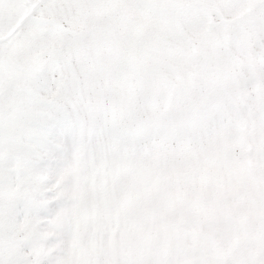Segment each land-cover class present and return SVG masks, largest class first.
I'll list each match as a JSON object with an SVG mask.
<instances>
[{
    "label": "snow or ice",
    "instance_id": "obj_1",
    "mask_svg": "<svg viewBox=\"0 0 264 264\" xmlns=\"http://www.w3.org/2000/svg\"><path fill=\"white\" fill-rule=\"evenodd\" d=\"M0 264H264V0H0Z\"/></svg>",
    "mask_w": 264,
    "mask_h": 264
}]
</instances>
